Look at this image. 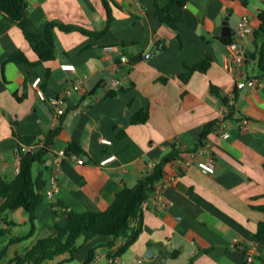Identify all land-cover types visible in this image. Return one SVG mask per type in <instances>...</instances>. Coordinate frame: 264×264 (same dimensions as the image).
Wrapping results in <instances>:
<instances>
[{
  "label": "crops",
  "instance_id": "1",
  "mask_svg": "<svg viewBox=\"0 0 264 264\" xmlns=\"http://www.w3.org/2000/svg\"><path fill=\"white\" fill-rule=\"evenodd\" d=\"M27 1L32 34L43 35L51 22L104 32L90 37L55 29V59L39 64L22 30L0 13L3 179L10 182L19 173L17 147L24 151L30 143L38 151L47 144L48 135L59 130L47 146L48 187L37 209L35 233L28 239L32 245L63 224L55 214L56 202L78 213L103 212L158 160L175 153L165 166L164 180L156 186L172 205L156 210L155 191L150 192L143 207L142 232L124 255L110 260L104 246L108 238L96 237L79 240L73 261L65 262V255L47 264H83L93 249L91 264H247L246 252L252 246L260 251L254 264H264V241L255 237L264 220L259 210L264 206V74L255 60L253 35L239 41L244 51L253 54L241 68H227L229 44L225 42L235 40L244 17L255 30L264 0L173 3L169 14L177 20L175 29L158 16L169 0ZM17 52L35 65L8 62ZM208 57L211 66L205 73L196 72L187 82L180 79L188 66ZM66 64L75 70L63 71L61 66ZM37 79L48 99L65 96L66 112L57 122L54 110L38 97L33 86ZM113 80H121L123 86L110 95L107 86ZM250 80L261 85L238 90L240 82ZM76 85L81 87L79 92L72 90ZM232 93L234 104L227 106L223 99ZM83 101L89 103L87 108L74 114L72 110ZM140 112L147 114V121L133 124ZM244 119L248 125H242ZM213 123L215 129L201 140L203 129ZM224 133L229 134L227 139ZM103 139L111 145L102 144ZM70 142L80 147L83 155H77L85 158V164L67 158L56 171L55 156ZM109 156L116 160L99 167ZM42 168L34 164V179ZM53 177L57 188L49 199ZM28 224L23 209L3 214L0 230L9 234L0 237V250L11 237L28 234L30 230L23 233Z\"/></svg>",
  "mask_w": 264,
  "mask_h": 264
},
{
  "label": "trees",
  "instance_id": "2",
  "mask_svg": "<svg viewBox=\"0 0 264 264\" xmlns=\"http://www.w3.org/2000/svg\"><path fill=\"white\" fill-rule=\"evenodd\" d=\"M185 1L169 0V5L166 8L158 10L161 22L175 29L177 20L169 14L170 6L173 3L183 6ZM0 13L22 30L26 41L38 56L39 64L52 63L55 59V29L66 33L79 31L90 37L102 36L104 33L51 22L47 24L43 35L32 34L28 30L30 19L27 0H0ZM108 19L110 22V13ZM253 37L256 48L255 60L259 70L264 74V12L258 15V25L254 30ZM225 42L230 44L232 41L228 39ZM8 62L35 65L31 64L22 52L12 54L8 58ZM210 66L211 58L208 57L199 64L188 66L186 73L181 75L180 79L187 82L194 73H205ZM223 100L227 102L226 98ZM146 121L147 114L143 112L137 113L132 119L133 124H143ZM216 126V123L206 126L202 131L201 140L206 139V136ZM58 134L59 130L51 132L47 137V144L38 151H34L32 148L30 151L21 153L19 173L14 180L8 182L0 175V217L7 211L23 209L27 212L31 225L28 234L11 237L0 250V264H47L65 255L68 256L65 262L73 261L79 250V240L83 239L84 242H88L96 237L108 238V242L104 246L108 250L110 260L114 261L121 257L138 240L143 226V207L148 202L150 192L156 191V186L164 180L165 166L175 156V153L172 152L158 160L133 188H125L118 193L114 203L103 212L78 213L69 210L62 202H56L54 206L58 211L55 214L63 219V224L58 223L53 233L38 239L24 251L23 243L33 237L35 233L38 221L37 209L44 202L43 193L48 187V181L45 179L46 171L49 169L45 159L48 153L47 146L53 143ZM27 145L30 146V143ZM17 148L20 149V147ZM64 151L66 154L83 155L80 147L74 142L68 143ZM36 163L43 168L34 179L33 166ZM259 210L264 214V206ZM8 234V230H0V237ZM255 237L259 242L264 241V220L259 223ZM95 253V249L91 250L83 264H91Z\"/></svg>",
  "mask_w": 264,
  "mask_h": 264
},
{
  "label": "built area",
  "instance_id": "3",
  "mask_svg": "<svg viewBox=\"0 0 264 264\" xmlns=\"http://www.w3.org/2000/svg\"><path fill=\"white\" fill-rule=\"evenodd\" d=\"M114 1H122V0H114ZM129 1H134V0H129ZM254 33V28L250 22V19L248 17H244L241 19V21L238 24L237 30H236V37L233 42H231L228 45V64L227 68L229 70H233V68L236 66L238 68H241L245 61H246V53L243 48L240 47L239 41L243 40L245 38H248L249 36H252ZM61 69L65 72H73L75 70V67L71 64H66L61 66ZM41 80L37 79L33 86L37 91L38 97L40 100L47 102L50 107L54 110V118L55 121L57 122L66 112V107H65V96L61 97H53L48 99L45 94L43 93L42 89L40 88ZM261 83L260 81L257 80H250L248 82H240L237 85L238 90H242L243 88L247 87L251 90L256 89L258 86H260ZM123 86V82L121 80H113L111 81L108 86H107V92L108 93H115L118 92ZM73 91L79 92L81 90V87L79 85H76L72 88ZM66 95L70 94V91L65 92ZM65 95V94H64ZM227 106L233 105L235 101V93L229 94L227 97ZM87 101L81 102L76 108L72 110L74 114H79L83 110H85L88 106ZM249 121L247 119H244L242 121V125H248ZM222 137L224 139H227L229 137V134L224 133L222 134ZM101 143L104 145H111V142L109 140L103 139L101 140ZM32 149V146H26V149L24 151L20 150L19 148L15 149V155L20 162L21 158V153L30 151ZM71 159L75 161V163L79 166H83L85 164V158L78 156L74 153H69L66 154L64 150H61L58 152L55 156L54 163H55V168L56 171L61 167L62 162L65 159ZM116 160V156H109L102 160L99 163V167L104 168L114 162ZM153 167V166H152ZM57 188V180L55 177L52 178L51 180V188L48 189L47 191V197L49 199H52L54 195V190ZM152 202L154 204V207L156 210H164L172 205V203L164 197L161 191L156 190L154 197L152 199ZM239 242L238 239L234 240V243L237 244ZM247 264H254V262L258 259L260 256V251L259 247L257 246H252L247 250Z\"/></svg>",
  "mask_w": 264,
  "mask_h": 264
},
{
  "label": "rangeland",
  "instance_id": "4",
  "mask_svg": "<svg viewBox=\"0 0 264 264\" xmlns=\"http://www.w3.org/2000/svg\"><path fill=\"white\" fill-rule=\"evenodd\" d=\"M34 170H36V167H35V169ZM41 226V225H40ZM30 224H28V226H27V228L25 229V231L23 232V233H27L30 229ZM48 235H49V232H48ZM32 241H30V240H28V241H25L24 243H23V248H24V250H26L27 248H29L31 245H32ZM70 264H81V263H79L78 261H74L73 263H70ZM102 264H104V263H102Z\"/></svg>",
  "mask_w": 264,
  "mask_h": 264
},
{
  "label": "water",
  "instance_id": "5",
  "mask_svg": "<svg viewBox=\"0 0 264 264\" xmlns=\"http://www.w3.org/2000/svg\"><path fill=\"white\" fill-rule=\"evenodd\" d=\"M245 53H246V58H247V59L253 57V54H252L251 50H245ZM247 59H246V60H247Z\"/></svg>",
  "mask_w": 264,
  "mask_h": 264
}]
</instances>
